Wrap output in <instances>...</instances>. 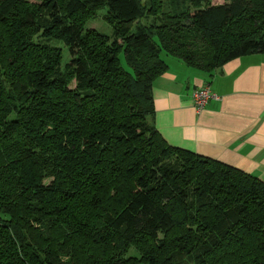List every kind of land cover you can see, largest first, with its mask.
<instances>
[{
  "label": "trees",
  "instance_id": "obj_1",
  "mask_svg": "<svg viewBox=\"0 0 264 264\" xmlns=\"http://www.w3.org/2000/svg\"><path fill=\"white\" fill-rule=\"evenodd\" d=\"M256 53L264 0H0V264H264V181L152 122L163 55Z\"/></svg>",
  "mask_w": 264,
  "mask_h": 264
},
{
  "label": "crops",
  "instance_id": "obj_2",
  "mask_svg": "<svg viewBox=\"0 0 264 264\" xmlns=\"http://www.w3.org/2000/svg\"><path fill=\"white\" fill-rule=\"evenodd\" d=\"M166 62L167 71L152 87V122L161 136L264 181V53L241 56L210 73ZM205 85L213 98L197 111L194 93Z\"/></svg>",
  "mask_w": 264,
  "mask_h": 264
},
{
  "label": "rangeland",
  "instance_id": "obj_3",
  "mask_svg": "<svg viewBox=\"0 0 264 264\" xmlns=\"http://www.w3.org/2000/svg\"><path fill=\"white\" fill-rule=\"evenodd\" d=\"M33 2H35V0H33ZM167 2H168V0H167ZM211 3L214 5H221L224 3V0H211ZM105 13H106L105 9L98 11L97 14L93 18H91L87 21L86 28L87 29H95V30H98L100 33L111 36L113 34V28L110 24H108L104 20L103 16ZM144 20H143V23H145V22L147 23V21L146 20L144 21ZM54 44L58 45L60 47H63L64 54H65L63 65L66 63H69L71 58H70V55L68 54V52L66 50V47L63 46V44H61V43H54ZM163 57L166 61H168V62L170 61V63L172 65H174V62H182L183 61L179 58L172 57V56L163 55ZM175 69H179V67H176ZM72 85H73V87H75V82H73ZM148 121L151 122V118H149ZM45 183L47 184V183H49V181L47 180V181H45ZM137 264H143V263H137Z\"/></svg>",
  "mask_w": 264,
  "mask_h": 264
},
{
  "label": "built area",
  "instance_id": "obj_4",
  "mask_svg": "<svg viewBox=\"0 0 264 264\" xmlns=\"http://www.w3.org/2000/svg\"><path fill=\"white\" fill-rule=\"evenodd\" d=\"M213 98V94L210 91V86L205 85L194 93V102L197 111L206 107L208 101Z\"/></svg>",
  "mask_w": 264,
  "mask_h": 264
}]
</instances>
